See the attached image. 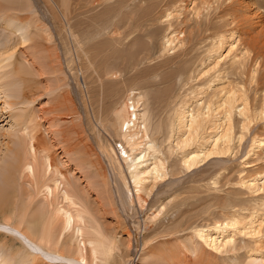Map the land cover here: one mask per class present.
Instances as JSON below:
<instances>
[{
	"label": "bare ground",
	"instance_id": "6f19581e",
	"mask_svg": "<svg viewBox=\"0 0 264 264\" xmlns=\"http://www.w3.org/2000/svg\"><path fill=\"white\" fill-rule=\"evenodd\" d=\"M3 1L0 11L17 10L9 15L6 12L11 18L7 22L15 18L19 24H31L29 15H24L31 0H14L19 1V8L8 5L12 9H6ZM42 1L52 16L50 19L41 12L44 27L50 25L52 30L57 23L69 29L73 42L77 27L84 25L80 32V36L85 34L80 38L84 43L106 31V42L98 41L85 49L78 40L74 43L81 50L80 64L72 59L64 63L70 75L72 69L84 70L94 76L91 82L98 81L95 84L104 100L92 111V138L99 153L109 158L129 207L143 209L154 188L166 178L194 171L209 161H213V170L203 179L216 190L222 180L229 182L225 173L230 168L222 164L239 155L236 164L241 169L234 171L235 183L225 184L247 200L216 202L222 205L218 213L210 212L204 224L188 225L191 235L180 245L198 261L206 253L214 259L224 257L223 264H232L229 262L240 259L243 251V260L236 264H264V0H151L144 6H139V1H146L138 0V5L127 10L124 0H115L112 10L105 12H116L107 15L115 20L108 25L99 23L101 26L94 22L97 13L83 23H71V13L89 11L83 8L108 0ZM122 7L126 12H121ZM34 29L43 33L38 27ZM26 38L22 37L21 43L30 40ZM135 56L152 71L140 76L143 71ZM130 59L132 62H127ZM14 64L18 67L13 69L15 74L26 73L20 64ZM137 69L140 75L118 80L121 71L124 77L130 72L126 70ZM157 75L160 86L164 85L160 89L148 82ZM71 81L76 89L72 75ZM74 96L79 103L78 87ZM106 102L109 104L103 107ZM79 105L84 111L83 104ZM31 119L35 117H22V144L8 150L12 161L4 177L6 188L0 190V224L26 244L37 245L28 264H54L55 258H74L78 264H124L116 261V239L94 223L80 200L79 185L59 170L57 155L41 148L26 128ZM47 131L52 133L49 128ZM22 176L28 179L31 193H42L46 208L38 205L39 209L28 215L25 203L16 205V182ZM29 191L25 192L28 201L34 197ZM166 205L159 204L147 215L149 225L158 220ZM65 233L70 236L63 241ZM0 240L2 247L18 253L15 242L8 245L1 233ZM41 248L50 258L42 259ZM58 260L56 263L61 262Z\"/></svg>",
	"mask_w": 264,
	"mask_h": 264
},
{
	"label": "rangeland",
	"instance_id": "374dc122",
	"mask_svg": "<svg viewBox=\"0 0 264 264\" xmlns=\"http://www.w3.org/2000/svg\"><path fill=\"white\" fill-rule=\"evenodd\" d=\"M12 1L5 0L3 3H6L5 5L7 6H19V1ZM35 1L36 3L33 4V0H31L29 8L26 7L24 13L26 16L29 15L28 19L32 21L31 24H19L15 18L12 20V23L10 21L7 22L11 18H8L9 16L6 15V12L8 11V15L11 12H17L16 9L13 10L9 6L6 9L12 10H7L5 13L0 11V54H2V56L0 55V190L6 188L4 177L8 168L7 166L12 161V152L8 150H11L14 146H20L22 144L21 141L24 139L23 124L21 122L24 120H22V117L33 115L35 120L31 119V123L26 128L33 132L32 136L37 139L41 148L47 150L50 154L57 155V167L62 172L70 174L68 176L74 181V184L77 183L79 185L80 200L87 207L91 219L110 238L116 239L118 244V249L114 253L116 261L123 262L124 264H223L224 257L218 256L221 261L218 257L214 259L206 253L198 261L192 255L186 254L187 252L184 251L180 242L191 235V232L187 231L189 230L188 225L204 224L206 219L209 218L210 212L218 213L217 208L222 205L216 202L227 200L228 198L247 200V196L234 191L236 188L226 185L230 182L235 183L237 175L234 171H238V168L241 169L240 165L237 166L238 163L236 164L239 155L236 159L235 157L229 158L226 163L222 164L230 168V173L228 171L225 173L229 182L222 180V183L217 184L216 190H212L214 187L209 186L210 182L207 184L206 180H204V177L212 173L213 170L211 166L213 161H209L206 164H201L199 168H194V171L192 169L187 172H181V174L179 173L174 177L166 178L163 183L161 182L157 185V188H154L153 194L147 200L148 204L143 209L136 206L129 207L123 187L117 181L115 172L111 170L109 158L99 153L93 141L92 111L95 110V106L99 107L102 100L101 93L95 84L98 81L91 82V80H94L92 79L94 77L92 73L88 75L84 73V70L78 71L72 69L71 75L77 83L76 89L78 87L80 94L79 103L83 104V111L74 96L76 89L64 63L65 59H72L73 62L80 64L81 50L78 47H74V43L78 40L79 43H77L80 46L84 44L82 46L85 49L92 43L98 41L106 42V31L103 32L104 34L96 35L90 43H84L85 39L84 41H80V38H84L85 35L81 34L80 36L81 30L84 28L83 25V27L74 29L73 42L69 29L66 31L64 27L57 26V23L53 27L54 30L50 29L52 27L50 25L44 27L41 12L43 11L44 15L48 14L50 19L52 16L47 12L48 9L43 6L42 0ZM114 1L109 3L108 0L103 2L102 5L96 3H93L96 5L92 6L88 5L83 8L84 10L89 9V11L87 10L88 12H75V10L71 13L72 18L70 21H72L71 23H83L98 14L94 22L96 24L108 25L111 21L115 20L109 16L116 12L106 14V10H112ZM124 1L127 10L128 7L132 8L131 6L138 5L139 2V6H144L151 0H145V4L141 3L142 1L138 2V0ZM154 1L159 2L160 0H152V2ZM124 8H121V12ZM83 9L80 11H83ZM102 10L105 11L103 12ZM126 10L123 12H126ZM101 13L105 16L103 17ZM137 13H139L138 10L135 14L137 15ZM34 27H38L43 33L34 29ZM50 36L51 39H49ZM22 37H27L26 39L29 38L30 40L21 43ZM122 47L124 48V45ZM68 49H71L70 52ZM66 52L68 56H65ZM70 55L72 56L71 58ZM136 59L138 61L136 65L137 67L138 65L140 66V70L143 73L141 72L140 75V70L138 69L137 71L124 70L125 73L130 71L133 74L129 72L124 74L123 77L121 71L119 76L121 75L123 78L121 76L119 78L118 76V80L125 78L128 80L134 74L135 77L138 74L145 76L152 71L150 69L147 70L145 67L147 64L144 66L142 62H139L138 57ZM16 62L20 64V68L23 67V72H26L25 74L14 73V70L18 68L17 64H14ZM127 62H132V59ZM70 66H72L71 63ZM170 67H173V65L171 64ZM86 71L88 70L86 69ZM162 75L160 73V76ZM140 76L137 78L140 79ZM160 76H154L153 79L150 77L148 78V82L159 85L156 88L160 89L164 86H160ZM93 102L95 103L93 104ZM108 104L106 102L102 106L105 107ZM103 107L99 109L105 112V108ZM48 128L52 133L47 131ZM67 159L71 161L69 162ZM63 162L64 166L61 165ZM261 169H263L262 166ZM106 170H108V174ZM105 176L108 178L107 182ZM22 177L20 180H16L18 182V184L16 182V187L18 188L16 205L18 206V203H20L21 206V203H25L28 206V215L38 205L39 208H46L47 201L43 199L42 193H31V185H29L28 179ZM105 183H108L107 186ZM26 191H29L34 196L30 197L31 200L29 201L25 196ZM21 194L25 197H22ZM167 196L171 197L168 198ZM173 197L175 199L172 200V203H169V199ZM27 201L31 202L28 203ZM54 203L56 204V202ZM166 203L168 205L165 206V211L162 215L152 225H149L147 223V215L154 212L155 207L159 204ZM0 233L3 235V238L7 239L8 245L12 244L11 241H13L15 242L14 246L18 249V253L14 255L8 248L2 247L0 244V264H28L29 254L35 252L37 245L26 244L19 236L1 224ZM68 236H70V233H65L62 238L63 241H66L69 238ZM239 253L240 259L235 260L236 262L243 260L241 257L243 251ZM39 255L43 257L42 259L50 258L45 248H41ZM55 259L56 263L58 259ZM74 260V258L63 259L58 260V262L61 261L59 262L60 264H78ZM235 261H230L229 263L236 264Z\"/></svg>",
	"mask_w": 264,
	"mask_h": 264
}]
</instances>
